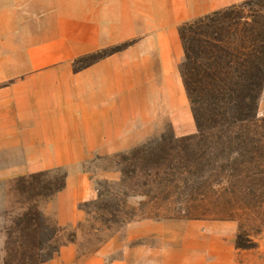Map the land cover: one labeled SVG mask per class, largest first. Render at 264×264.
I'll use <instances>...</instances> for the list:
<instances>
[{
	"label": "crops",
	"instance_id": "1",
	"mask_svg": "<svg viewBox=\"0 0 264 264\" xmlns=\"http://www.w3.org/2000/svg\"><path fill=\"white\" fill-rule=\"evenodd\" d=\"M236 1L0 0V175L63 166L62 197L74 188L83 196L88 182L77 163L150 136L151 91L165 97L173 86L177 94L184 88L187 99L182 23ZM126 42L75 70L77 58ZM169 120L177 136L193 131L170 111ZM139 122L146 125L139 129ZM133 129L143 134L125 142ZM77 175L82 180L74 185ZM73 204L68 202L69 217ZM95 254L82 264H126Z\"/></svg>",
	"mask_w": 264,
	"mask_h": 264
},
{
	"label": "rangeland",
	"instance_id": "2",
	"mask_svg": "<svg viewBox=\"0 0 264 264\" xmlns=\"http://www.w3.org/2000/svg\"><path fill=\"white\" fill-rule=\"evenodd\" d=\"M127 45L128 42L119 46L124 48ZM92 58L83 59L76 67ZM181 91L182 94L175 93L173 86L170 92L166 90L165 97L159 90L151 91L149 103L153 112L148 115L147 127L151 132L148 138L125 144L116 151L93 154L77 163L88 182L87 192L83 196L80 197L77 188H74L63 198L62 194L67 189L65 185L52 199L32 201L59 224L74 230L80 222H86L87 214L83 209L85 202L96 200L99 192L117 188L121 190V196L136 207L138 215L152 214L154 217L138 216L102 233H94L86 224L82 232L78 230L77 242L63 245L42 264L64 262L73 253L74 261L68 264H82L100 252L101 257L109 262L123 260L126 264H264V149L258 157L259 166L248 168V164L240 163H251L244 148H239L236 142L229 143L225 138L212 139L215 131L212 136L207 133V138L195 139L190 146L176 141L198 131L189 98L186 99L184 88ZM169 111L171 115L177 116L178 121H185L193 131L177 136L174 123L169 120ZM257 123L264 135V86L259 99ZM144 125L139 122V129ZM245 129L238 127L235 131L243 134ZM219 130L216 131L218 134L227 136L225 131ZM139 134H143L142 130H129L125 142L131 140L129 137ZM215 140L219 143H215ZM142 144H151L158 151L156 161L160 162L165 175L170 171L173 180L167 179L166 187H153L154 191L165 189V192L162 199L146 211L141 205L146 197L124 195L127 189L119 187L122 170L129 174L133 168L134 157H129L128 153ZM184 151L190 156H185ZM172 153H175L174 156ZM171 166L172 170L169 169ZM67 173V169L61 166L51 169L45 179L53 180L64 174L67 179ZM17 177L0 175V264H3L6 255L5 228L27 205L21 202L23 197L14 188V179ZM80 180L82 178L77 175L73 184L78 185ZM138 180L142 185L144 178L141 174ZM71 200L74 202V214L69 217L68 202ZM61 212L67 213V216L60 218ZM105 238L107 240L101 245V240Z\"/></svg>",
	"mask_w": 264,
	"mask_h": 264
},
{
	"label": "trees",
	"instance_id": "3",
	"mask_svg": "<svg viewBox=\"0 0 264 264\" xmlns=\"http://www.w3.org/2000/svg\"><path fill=\"white\" fill-rule=\"evenodd\" d=\"M179 34L184 48L180 73L198 131L176 141L190 146L195 139L207 138V133L211 135L215 131L212 139L225 138L244 148L251 163L241 161V164H248V168L259 166L258 157L264 149V135L257 123L264 86V0H244L206 13L182 24ZM121 49L123 46H117L80 57L75 60V69L80 70ZM87 57L93 58L76 67ZM238 127H246L245 133H237ZM219 129L227 136L218 134ZM215 143L219 142L215 140ZM150 145L142 144L128 153L129 157H134L133 168L129 174L122 170L119 184L120 188L127 189L124 195L146 197L141 201L145 211L153 208L165 192V189L154 191L153 187H166L167 179L171 178L170 171L167 176L162 171L160 162L156 161L158 151ZM184 155L190 156L186 151ZM169 169L172 170V166ZM49 171L14 179V188L23 197L21 202L27 205L5 228L3 264H42L63 245L77 242L78 230L82 232L86 224L94 233H102L140 216L136 207L121 196V190L110 188L99 192L96 200L84 203L85 224L80 222L74 230L64 227L32 202L52 199L65 188L66 174L53 180L45 179ZM139 174L144 178L142 185ZM142 216L154 217L152 214ZM106 240H101L100 244Z\"/></svg>",
	"mask_w": 264,
	"mask_h": 264
}]
</instances>
